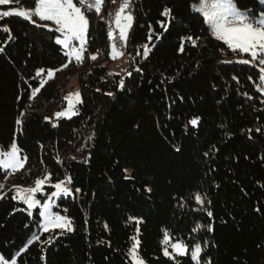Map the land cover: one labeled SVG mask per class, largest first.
<instances>
[{
	"label": "trees",
	"instance_id": "16d2710c",
	"mask_svg": "<svg viewBox=\"0 0 264 264\" xmlns=\"http://www.w3.org/2000/svg\"><path fill=\"white\" fill-rule=\"evenodd\" d=\"M13 1L34 7L31 0ZM195 1L131 0L124 76L109 71V0L99 14L85 13L82 63L54 42L59 33L38 26L50 21L0 18V148L15 140L28 157L15 173L0 170V255L17 264H132L127 252L135 237L146 264H195L190 252L163 255L167 230L170 243L201 246L200 264H264L261 73L259 66L235 62L239 53L212 35L193 10ZM237 2L253 15L264 11L259 0ZM165 7L170 17L160 15ZM158 21H167V31ZM150 31L156 34L151 40ZM187 37L192 39L183 43ZM65 63L40 87L38 69ZM74 75L83 103L70 119L56 118L65 106L60 80ZM34 88L40 91L30 99ZM193 117H199L195 127ZM46 173L52 176L38 194L42 201L55 191L51 184L72 178V195L52 198V210L72 221L71 232H41L39 208L30 216L22 201L12 199L13 185L33 186ZM34 234L40 240L28 245Z\"/></svg>",
	"mask_w": 264,
	"mask_h": 264
},
{
	"label": "snow or ice",
	"instance_id": "6c2138e0",
	"mask_svg": "<svg viewBox=\"0 0 264 264\" xmlns=\"http://www.w3.org/2000/svg\"><path fill=\"white\" fill-rule=\"evenodd\" d=\"M10 0H0V5L9 4ZM34 3V9L30 12L19 11L10 12L3 11L0 13L3 17H9L11 15H18L29 20L32 23H36L32 20V16L38 18L39 21H50L52 25L41 24L38 26L48 28L50 31L59 33L60 35L54 36V42L57 45H61L63 49H67L65 55L69 58L74 57L75 61L82 63L84 59V53L87 51L85 45L87 43V34L89 30V20L86 17V12L89 10H94L96 14L101 12L104 0H95L94 3H87L86 0H31ZM115 3V0H113ZM259 3L264 5V0H259ZM80 5V6H78ZM81 6H84L83 8ZM131 7V0H123V3L119 10L115 14V25L119 29L120 38L127 43L128 32L132 27L134 17L131 11H127ZM193 10L202 14L204 22L209 25L212 35L220 41H223L227 45L228 49L233 52L239 50L242 54H247L250 59H242L235 61L241 64H252L253 66H259V80L262 82L259 86V91L264 92V11L259 15H253L248 9H241L238 6L237 0H199L198 6L196 4L192 5ZM162 17H170L171 9L165 7L160 13ZM161 28L167 31V21H158ZM54 25V29H53ZM151 28V26H149ZM4 32L8 33L11 30L7 27L2 29ZM109 39L113 38V31L111 28L107 33ZM156 35L154 31H150L148 38L149 40ZM157 39L160 37L157 36ZM11 39V37H9ZM187 39H192L187 37ZM74 42H78V45ZM144 49V55L146 56L149 50L147 44L142 46ZM183 51V46L180 48ZM4 49L0 48V52ZM137 54H140L137 52ZM123 55L122 52L118 51L113 44L110 56L115 59L118 56ZM91 60L97 59V54H92L90 56ZM70 62V61H69ZM226 63H233L234 61H225ZM68 67V64H62L60 68L56 69H38L36 72L37 76L42 77V82L40 87L48 82L49 79L55 77L56 72L62 71L64 68ZM131 75V73H129ZM251 78V77H250ZM233 79H237L233 77ZM121 88L124 87V81L121 79ZM40 88H34L32 90L30 99H34ZM99 91V89H97ZM106 95L112 96L113 93L109 92ZM247 95V93H245ZM67 101V108L62 111H57L54 115L56 118H71L78 114L77 104H82L81 94L79 92L69 93L64 97ZM24 113H21L23 116ZM50 117H45V120H50ZM199 122V117H193L189 120V124L193 127L197 126ZM17 125L22 124L21 119L16 120ZM55 126V125H54ZM256 131H260L257 129ZM22 149L18 146L17 142L13 140L6 148H0V170H11L13 173L24 168L25 163L28 160L26 155L22 156ZM208 153H205L207 155ZM74 159V157H73ZM59 162V160H58ZM127 171V170H125ZM51 173H46L43 178H37L34 180L33 187H22L20 185H13L10 191H15V195L12 199H18L27 205L28 214L32 215V210L40 208L39 216L43 218V230L48 232L52 229H66L68 232L73 231L72 221L57 212L52 210L51 200L53 197H58L62 195H72L73 190L67 185L71 184L72 178L70 176L63 180H59L53 184L51 187L55 191L51 192V195L47 197L43 203L41 200L36 198V194L42 191V186L46 181L51 180ZM128 178V177H126ZM4 188L3 184H0V190ZM81 190L79 188L75 189L76 193ZM151 191V189H148ZM4 196L0 195V199ZM195 200L198 204L203 205L199 194L195 195ZM210 203V201H209ZM207 215L211 217L213 213L211 211L207 212ZM130 220H135L139 223V219L136 217H129ZM195 230V229H194ZM211 225L208 226V231H212ZM137 233L139 229L137 228ZM135 242L128 249L127 255L130 257L132 264H146L142 257L138 255L139 240L133 237ZM39 235H33L27 244L31 245L34 241H39ZM52 237L50 236L45 243H50ZM171 237L167 230H164L163 239L161 244L165 245L163 248V255L171 259H175L176 256H184L190 252V258L195 264H200L202 256V248L199 244L195 245L194 248H189L182 241H177L175 243H170ZM169 246L172 252L169 251ZM27 245L21 249V251L26 250ZM175 254V255H173ZM0 264H17L15 258L8 259L5 256L0 255ZM205 264H211V260L205 261Z\"/></svg>",
	"mask_w": 264,
	"mask_h": 264
},
{
	"label": "rangeland",
	"instance_id": "374dc122",
	"mask_svg": "<svg viewBox=\"0 0 264 264\" xmlns=\"http://www.w3.org/2000/svg\"><path fill=\"white\" fill-rule=\"evenodd\" d=\"M123 3V0H115V3H113V0H109V20H110V26H111V30L113 29H116L117 32H118V36L120 38V35H119V29L116 28V25H115V14L116 12L119 10V8L121 7ZM196 4L198 6L199 4V0H196L193 5ZM80 6V5H78ZM33 8H29V7H25V6H18L14 3L13 0H10L9 4L7 5H0V13H2L3 11H10V12H19V11H26V12H30ZM129 11L128 9L126 10V12ZM15 15V14H14ZM2 17V15H0V18ZM87 17V16H86ZM32 20H33V16H32ZM52 23V22H51ZM54 26V25H53ZM121 39V38H120ZM121 41L124 43L125 45V42L121 39ZM188 43L190 42L189 39H183V43ZM78 45V42H74ZM112 42L109 44V50L111 52L112 50ZM67 51V49H65ZM235 52H238L239 55H235L234 58L236 60H242V59H245L244 58V55L245 54H242L239 52V50L235 51ZM73 59H75L74 57H72ZM250 58V57H249ZM125 68H126V56L125 54L123 53V55L121 56H118L117 58L113 59L112 58V61L110 62L109 64V71L112 72V73H116V74H120L121 76H124L125 75ZM76 78V75L72 76L71 78H69V80H65L64 78L60 80V82H62L64 84V88H63V97L67 96L69 93H75V92H79V87H78V84L75 80ZM80 93V92H79ZM65 100V99H64ZM67 108V101L65 100V106L62 110H65ZM61 110V111H62ZM8 171H11V170H8ZM47 185V183H45L43 186H42V191L37 193L36 194V198L41 200L39 197H38V194H42L45 192L44 190V187ZM34 186V185H33ZM33 186H28V187H33ZM28 187H25V188H28ZM14 191V190H13ZM15 193V191H14ZM18 200V199H17ZM20 201V200H19ZM41 202L43 203V201L41 200ZM51 203H52V200H51ZM26 205V204H25ZM27 206V205H26ZM39 208V207H38ZM39 211H40V208H39ZM57 230H60V231H67L66 229H59V228H56ZM54 230V229H52ZM50 230V231H52ZM40 231L41 232H44L43 230V218H41V223H40Z\"/></svg>",
	"mask_w": 264,
	"mask_h": 264
},
{
	"label": "built area",
	"instance_id": "2783aa9c",
	"mask_svg": "<svg viewBox=\"0 0 264 264\" xmlns=\"http://www.w3.org/2000/svg\"><path fill=\"white\" fill-rule=\"evenodd\" d=\"M94 2H95V0H86V4L87 3H94ZM112 31H113V38L111 39L112 44L115 45V47L118 51L125 53V45L121 41V39L119 38L117 30L113 29ZM67 186L70 188V184H68Z\"/></svg>",
	"mask_w": 264,
	"mask_h": 264
}]
</instances>
